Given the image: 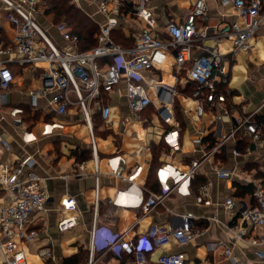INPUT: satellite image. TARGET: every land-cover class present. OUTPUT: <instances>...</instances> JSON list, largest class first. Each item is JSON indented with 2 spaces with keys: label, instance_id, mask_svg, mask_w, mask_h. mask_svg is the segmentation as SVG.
Masks as SVG:
<instances>
[{
  "label": "crops",
  "instance_id": "obj_1",
  "mask_svg": "<svg viewBox=\"0 0 264 264\" xmlns=\"http://www.w3.org/2000/svg\"><path fill=\"white\" fill-rule=\"evenodd\" d=\"M70 1L98 25L100 32L105 17L98 12L94 0ZM122 1L127 8L122 10L118 26L111 31L110 38L114 44L130 47L133 45L134 35L144 23L133 15L136 0ZM193 2L194 0H152L150 8L155 19V32L165 38L167 23L181 22ZM206 2L210 26L232 20L230 10L220 0ZM1 10L0 2V12ZM39 22L52 40L62 47L63 42L56 32L57 23L53 18L45 15ZM13 34L12 26L3 22L1 39L9 41ZM98 34L95 35L93 47L98 44ZM251 42L252 47L248 52L229 53L223 57L222 64L227 71L226 82H220L217 87L225 86L224 93H221L225 96L224 102L219 105L218 102L205 101L201 115L196 113L197 103L193 97L195 90L187 89L189 84L194 83L186 80L185 70L178 71L172 54L167 53L161 70L146 73L149 78L157 80L178 76L172 110L181 143L185 140L180 151L170 154L164 143V133L175 127L158 116L156 96L150 88L152 102L137 116L131 113L124 96V78H121L116 90L102 95L103 102L110 106L108 121L102 120L98 111H93L92 114L99 171L97 199L90 135L80 110L70 106L67 113L57 115L54 107L49 104L50 94L37 96L35 99L30 95V91L39 87L38 79L28 70L11 65L15 79L8 89H0V134L9 142L11 149L6 151L0 144V163L13 165L18 159L31 157L33 162L30 170L43 179L47 192V200L42 209L33 211L26 222L29 230L38 232L39 241L35 244L19 242L26 252V264H84L88 259L90 231L94 223L95 257L100 264H119L123 258L128 259L115 245L119 237L137 241L146 235L153 224L178 227L181 215L185 214L193 215V226L197 230L195 239L185 246L170 242L164 247L149 249V264H155L156 258L161 254L178 251L186 254L185 264H264L257 260L255 248L250 245H231L226 228L236 220L243 206L253 203L251 193L239 192L238 185L243 188L252 186L240 177L251 174L256 182L264 181V148L243 127H239L243 118L253 115L260 129V137L262 135L261 138H264V124L257 120L264 116V23ZM221 48L227 50L230 45L228 42L223 43ZM77 49L79 50V43ZM108 60L105 58L102 63L105 64ZM14 108L22 109L21 125L13 122L10 111ZM223 111L226 115L219 127L220 135L216 136L214 118ZM51 121L61 122L63 128L43 135V124ZM23 129L34 133L36 140L25 142L21 137ZM231 133L233 135L229 137ZM198 136L200 142L192 147L189 140ZM220 137L227 139L198 168L189 194L171 193L153 211L143 214L141 202L148 191L158 192L160 189L157 176L160 184H164L166 171L161 168L156 176V170L164 162L184 167L191 159H202L204 153H210L219 143ZM152 146L159 151L157 159L160 164L157 166L152 165ZM193 148L195 150L192 152ZM234 149L240 152L238 157L233 155ZM72 162H84L87 174H71ZM241 167L243 169L240 172ZM219 169H235V172L232 178L220 179L216 176V170ZM116 172L119 176L115 175ZM207 182L210 202L198 203V188ZM64 196L76 199L75 212L62 209L60 201ZM227 197L234 200L231 210L224 206ZM9 198V193L0 189V203L6 204ZM95 200L98 202L96 218ZM73 215H78V223L60 231L57 226L59 220ZM257 232V229L248 228L249 235H256ZM40 247L50 249L51 257L40 258L36 253ZM227 247L231 248L230 256L224 254Z\"/></svg>",
  "mask_w": 264,
  "mask_h": 264
},
{
  "label": "built area",
  "instance_id": "obj_2",
  "mask_svg": "<svg viewBox=\"0 0 264 264\" xmlns=\"http://www.w3.org/2000/svg\"><path fill=\"white\" fill-rule=\"evenodd\" d=\"M0 89L6 90L15 79L11 65L28 70L38 79L39 87L30 91L35 99L37 96L50 94L49 104L54 107L57 115L67 113L70 106L78 107L90 135L92 157L94 161V189L97 199L99 188V171L97 168V152L93 134L92 114L98 111L105 122L109 119L110 106L103 102V94L117 89L121 78L126 81L124 96L134 116L139 115L152 100L149 88L156 96L157 114L172 127L163 135L164 143L170 154L182 150L180 133L172 110L178 76L169 79L149 78L146 73L161 70L166 55L172 54L174 65L178 71H186V80L196 84L193 97L196 99V113L204 112V102H218L221 105L225 96L216 93L217 85L226 82V69L222 64L223 57L229 53L248 52L252 47V39L264 23V0H220L230 10L232 20L221 21L214 26L209 25V13L206 0H194L184 19L169 22L165 26V38L155 32V19L150 5L152 0H136L133 15L140 19L144 26L134 35L133 45L122 47L111 41V31L118 26L122 10L127 5L122 0H94L98 12L105 17L100 27L97 46L88 50H78V38L70 32V27L59 22L55 25L63 46L57 45L41 26L40 19L49 8L47 0H0ZM9 23L14 31L9 41L1 39L3 22ZM210 28V29H209ZM229 43L230 48L223 50L221 44ZM195 51L198 53L195 54ZM108 58L110 62L102 63ZM13 122L22 124L21 108L10 111ZM225 111L215 115V135L219 136V127L224 120ZM243 127L260 147L264 148V138L260 137L258 123L253 115L242 119L239 127ZM61 122L51 121L43 124L42 134L46 135L55 129H62ZM25 142L36 140V135L23 129L21 134ZM233 133L230 134L231 137ZM227 137H220L210 153H204L202 159H191L184 167L172 162H164L156 170V176L164 168V184L158 192L148 191L141 202L143 214H148L163 203L171 193L189 194L192 179L203 161L217 151ZM194 147L200 142V136L189 140ZM0 144L10 151L9 142L0 134ZM195 149H192V152ZM247 151H249L247 149ZM238 157L240 152L233 150ZM33 160L27 156L18 159L13 165L0 163V189L9 193V201L0 203V254L1 264H26V252L19 242L35 244L39 241L36 230H29L26 222L35 210H41L47 200V192L43 179L30 170ZM70 173L84 176L85 163L72 162ZM241 167L239 171L241 172ZM232 171L216 170L220 179L232 178ZM119 176V173H115ZM237 176V175H236ZM245 183L252 185L253 203L239 210L236 220L226 226L231 245L244 243L255 248L254 255L264 262V181L253 180L251 174L240 177ZM198 203L209 204V183L198 188ZM98 202L95 200L94 217L97 215ZM234 205L232 197H227L224 206L231 210ZM60 206L67 212L77 210V201L72 196H64ZM193 215H181L178 227L153 224L147 233L137 241L124 240L119 237L115 242L120 253L128 259L119 264H149V249L164 247L170 242L185 246L195 239L197 230L192 222ZM213 220H215L213 218ZM78 223V215L59 220L58 229L67 230ZM248 228L257 229V234L249 235ZM95 223L90 231L88 259L84 264H100L95 257L94 238ZM37 255L42 258L51 257L50 249L38 248ZM230 256L231 248L224 249ZM186 254L182 251L159 255L155 264H185Z\"/></svg>",
  "mask_w": 264,
  "mask_h": 264
},
{
  "label": "trees",
  "instance_id": "obj_3",
  "mask_svg": "<svg viewBox=\"0 0 264 264\" xmlns=\"http://www.w3.org/2000/svg\"><path fill=\"white\" fill-rule=\"evenodd\" d=\"M49 8L46 10V16H51L55 23L64 22L70 27V32L77 36L79 43V50H88L93 48L95 45V35L99 32L98 25L91 20L88 16H86L83 11L74 6L70 0H48ZM110 62V60H108ZM196 89V84H189L187 89ZM225 86L219 85L217 87L216 93H224ZM259 123L264 124V116H260L257 118ZM264 132V130H262ZM262 137V135H261ZM153 148V163L152 165H159L157 159V153H159L156 147ZM159 163V164H158ZM156 168V167H155ZM239 192L251 193L253 190L252 186L242 187L238 185ZM124 257V256H123ZM125 259V258H123ZM122 259V260H123Z\"/></svg>",
  "mask_w": 264,
  "mask_h": 264
},
{
  "label": "rangeland",
  "instance_id": "obj_4",
  "mask_svg": "<svg viewBox=\"0 0 264 264\" xmlns=\"http://www.w3.org/2000/svg\"><path fill=\"white\" fill-rule=\"evenodd\" d=\"M151 132V131H150Z\"/></svg>",
  "mask_w": 264,
  "mask_h": 264
}]
</instances>
